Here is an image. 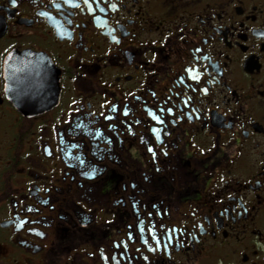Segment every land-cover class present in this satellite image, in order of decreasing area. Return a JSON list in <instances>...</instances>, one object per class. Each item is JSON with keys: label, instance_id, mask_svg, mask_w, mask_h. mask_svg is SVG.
<instances>
[{"label": "flooded vegetation", "instance_id": "obj_1", "mask_svg": "<svg viewBox=\"0 0 264 264\" xmlns=\"http://www.w3.org/2000/svg\"><path fill=\"white\" fill-rule=\"evenodd\" d=\"M0 264H264V0H0Z\"/></svg>", "mask_w": 264, "mask_h": 264}, {"label": "snow or ice", "instance_id": "obj_2", "mask_svg": "<svg viewBox=\"0 0 264 264\" xmlns=\"http://www.w3.org/2000/svg\"><path fill=\"white\" fill-rule=\"evenodd\" d=\"M13 3H15V0H12Z\"/></svg>", "mask_w": 264, "mask_h": 264}]
</instances>
